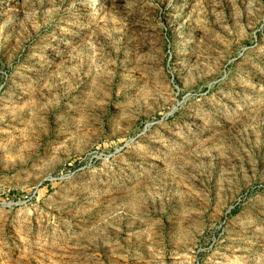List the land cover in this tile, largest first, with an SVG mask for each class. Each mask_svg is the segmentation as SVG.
I'll return each instance as SVG.
<instances>
[{"label": "rangeland", "instance_id": "obj_1", "mask_svg": "<svg viewBox=\"0 0 264 264\" xmlns=\"http://www.w3.org/2000/svg\"><path fill=\"white\" fill-rule=\"evenodd\" d=\"M0 264H264V0H0Z\"/></svg>", "mask_w": 264, "mask_h": 264}]
</instances>
